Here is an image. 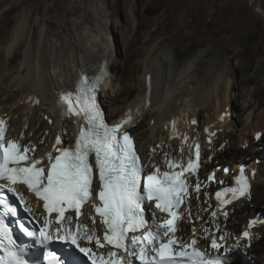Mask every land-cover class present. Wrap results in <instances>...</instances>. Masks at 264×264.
Masks as SVG:
<instances>
[{
    "label": "bare ground",
    "instance_id": "bare-ground-1",
    "mask_svg": "<svg viewBox=\"0 0 264 264\" xmlns=\"http://www.w3.org/2000/svg\"><path fill=\"white\" fill-rule=\"evenodd\" d=\"M121 1L115 0L112 4L116 12L120 10ZM3 6L4 4L0 5L2 37L10 25L7 11L11 10V7L3 10ZM152 6L145 7L148 13H153ZM65 11L68 14V28L49 16L46 19V35L59 36L63 27L65 30L69 29L72 38L70 47L66 41L61 44L49 42L47 38L42 41L44 22L40 25L38 20L32 27H24L23 23L19 29L14 28L8 39L0 42L4 55V59L0 55V120L5 122L6 137L17 139L24 146H35L36 156L51 152L58 135L62 138L63 146L68 143L74 145L80 122L62 114L58 104L59 97L62 93L75 91L79 69L92 77L105 64V80L100 88L99 101L105 109L109 108L107 114L110 123L120 121L127 113H131L132 121L127 130L135 139L147 171L153 170V165L158 167L164 161L165 154L177 162L183 158V162L187 163L189 159H196L197 146L199 148L201 171L198 169L193 177L189 176L193 187L187 196L189 204L183 209L184 217L180 221L177 239H188L195 229L199 244L204 247L208 243V239L204 240L206 233L212 234L215 227L219 228L220 233L226 227L228 232L224 233V238L218 240V243L222 245L219 250L227 249L230 253L233 259L230 264H238L235 261L240 260V251L244 249L253 264H264V210L262 219H250V213L264 204V156L257 164L254 162L257 157L251 154L255 150L258 152L256 144L262 145L261 151L264 150V87L256 86L254 90L241 88L237 93H230L231 104L234 106V99L241 96L244 99L242 111H248L244 118L248 126L239 130L237 137L235 126L232 127L230 120L226 123L224 116L228 105V79L224 77L225 80L219 84L215 72L207 68L209 65H204L207 61L204 64L201 62L212 52L210 48L206 51L198 48L208 41L210 33L201 31V37L193 30L184 33L188 25L184 21L178 24L171 37L158 35L148 39L145 52L136 59L137 62L130 60L132 56L129 57L128 54L125 61H120L116 58L120 54V42L128 49L134 47L149 23H145L143 18L133 20L134 36L128 34L127 23L119 25V21H115L116 25L122 27L121 39L113 36L112 41L110 34L113 30L108 25L110 14L104 6L89 8L77 1L69 3ZM111 14L117 18L115 13ZM158 23L155 20L153 25ZM157 30L156 26L152 33ZM166 42L171 43L177 58L187 50H190L193 61L198 55V60L189 64L188 72L182 76L177 74L169 84H166L169 79L166 78L165 81L161 72V66L169 59L164 55L161 59L158 58ZM250 57L251 53L248 60ZM181 62L182 60L179 61ZM134 63L139 64L137 69H134ZM119 67L121 72L118 73ZM251 77L248 76V79ZM248 79L243 78L242 83ZM232 87H239L236 78ZM159 91H162L160 100L157 99ZM254 99L257 103H254ZM254 104L263 108L252 117ZM213 105L216 110H213ZM172 121H176L174 129ZM150 123L151 126H148ZM249 127L252 131L251 138L249 134L242 135ZM257 133L260 134V139H257ZM225 164H231L227 172L225 169L222 172H226L228 178L215 170L216 165L224 167ZM241 168L244 169L249 192L230 205L222 206L215 197L218 188L216 181L220 184L229 182V187H236L235 177L240 174ZM209 176H214V179L209 180ZM197 183L204 186L202 192H194ZM18 190L23 194L27 206L33 207L36 215L41 217V201L29 193L25 186H18ZM201 194L204 195V202L200 199ZM84 211L86 213L81 220L91 227L92 221L88 217L94 213L90 204L86 205ZM213 212L217 213L215 217L212 216ZM188 218L192 219V223L187 221ZM96 220L97 234L102 238L103 227L99 225L98 217ZM249 224L252 225L250 228ZM201 228L207 229V232L200 231ZM245 231L250 233L249 238H242L241 234Z\"/></svg>",
    "mask_w": 264,
    "mask_h": 264
},
{
    "label": "snow or ice",
    "instance_id": "snow-or-ice-1",
    "mask_svg": "<svg viewBox=\"0 0 264 264\" xmlns=\"http://www.w3.org/2000/svg\"><path fill=\"white\" fill-rule=\"evenodd\" d=\"M103 72L101 67L92 77L81 74L75 91L59 97L62 114L80 122L72 147L63 146L58 135L53 150L38 157L35 146L7 138L5 122L0 120V264H26L3 218L15 212L6 202L5 193L16 196L31 211L18 186H25L42 202L44 217L38 231L23 225L21 230L49 249L44 253V264H225V256L219 254L222 245L215 237H204L211 240L215 254L199 247L195 229L189 241L176 237V221L189 188L185 173L195 174L200 166L198 146L196 159L185 164L183 158L177 162L165 154L164 170L153 165V170L145 173L130 135L122 131L131 123V113L112 126L106 121L98 97ZM171 124L174 129L176 121ZM96 175L98 191L94 186ZM208 179L213 180L214 176ZM235 183L236 187L216 193L222 206L249 192L243 168ZM199 190L197 183L196 191ZM86 204L94 213L88 217L91 227L80 219ZM153 206L166 215L149 214L148 208ZM70 212L75 213V223ZM216 215L212 213L213 217ZM97 216L103 227L102 238L97 234ZM241 236L249 238L250 233L245 231ZM55 242L63 245L62 254L51 249Z\"/></svg>",
    "mask_w": 264,
    "mask_h": 264
},
{
    "label": "rangeland",
    "instance_id": "rangeland-1",
    "mask_svg": "<svg viewBox=\"0 0 264 264\" xmlns=\"http://www.w3.org/2000/svg\"><path fill=\"white\" fill-rule=\"evenodd\" d=\"M77 1H79L83 6L89 8L92 6H104L108 9L110 14L108 17V25L113 30L112 34H110L112 41L113 36H117L121 39L120 30H122V27L116 25L115 23L117 22L115 21H119V25H125L127 23L128 34L134 36L135 33L132 26L133 20L143 18V20L146 21L145 23H149L148 28L139 36L134 44V47L128 49L120 42V46L118 47L120 54L116 55V58H119L120 61H125L124 59H126L127 56H132L130 57V60L137 62L136 59L140 58L141 55L144 54V48L150 38L158 35L160 37H171L173 33H175L178 24L184 21L188 23L183 31L184 33H190L193 30L198 33L199 37H201V31L207 34L210 33L208 41L204 42L198 48H202L203 51H206L208 48L212 49V52L207 57H204L201 62L206 63L207 61V64H203L205 66L209 65L207 68L209 67L215 72L219 84L225 80L224 77L228 79V105L226 115H224L226 117L225 122L228 123L229 120L232 122V127L235 126L234 128L236 130L237 137L239 135V130L248 126L247 122L244 120L245 114H247L248 111L244 113L242 111L244 101L243 97L240 96V98L234 99L236 103L233 106L231 104L230 93H237L241 91V88L254 90L256 89V86L264 87V0H122L120 10L118 12H116V8L112 6V4L115 3V0H0V5L4 4L2 7L4 8L3 10L11 7V10L7 11L10 25L3 37L0 34V42L4 39H8L14 28L19 29L20 26H23V23H25L24 27H32L33 23L38 20V22H41L40 25L44 22L41 31L42 41H46V38L49 42L58 44L66 41L67 46L70 47L72 38L69 29L65 30V28L61 26L63 28L61 30L62 33L60 32L59 36H54L53 34L47 36L46 19L49 18V16H53L55 20H58V23L62 22V25L64 24L68 28V14L65 11V7L69 3ZM146 6H152L153 13H148L145 8ZM112 12L115 13L117 18H114L113 14H111ZM150 17L155 18L150 19ZM155 20L159 21L157 25H153ZM2 24L3 22L0 21V28ZM156 26L158 30L153 34V29ZM190 53V50H187L183 52L179 58H177V54L173 52L171 48V43H164L161 55H159L158 58L161 59V56L164 55L169 59L167 62L168 64L164 63L161 66V72L165 81L166 78L169 79L166 84H169L172 80L174 81L179 74V76H182L184 73H187L189 64L192 62L195 63L198 60V55H196V58H194L193 61V58L190 57ZM250 53L251 57L248 60ZM126 54L128 55L126 56ZM0 55H2L4 59L1 43ZM181 60L182 62L179 63ZM137 66L139 67L138 63L133 64L134 69H137ZM118 69V73L119 71L121 72V68L119 67ZM135 73L136 71L134 70V76L136 75ZM126 74H129V72ZM230 74L232 77H230ZM248 76H252L250 80L248 79ZM235 78L236 84L239 85L238 89L237 87H232V83ZM243 78H247L248 80L242 83ZM161 97L162 91H159L157 99L160 100ZM254 103H257L256 99H254ZM212 107L213 110H216V106L215 108L214 105ZM263 107H258L257 104H254L251 116L253 117L255 114H259ZM108 111L109 108L106 107V116L109 120L107 114L109 113ZM201 119L202 118H200V120ZM148 126H151V123ZM229 129H231V127ZM247 129V131L244 130L242 132V135L247 136L249 134L248 136L251 138V128L249 127ZM255 146H258L259 148L256 147V149L259 150L258 152L255 150L251 154L257 157L254 162L258 164L264 156V150L261 151L262 145L260 146L259 144H256ZM229 167H231V164H225L224 167L222 165H216L215 170L221 173L222 176L228 178L229 175L226 172H222L223 169H229ZM257 185H259V183H257ZM203 196V194L200 195L202 202L205 200L203 199ZM256 209L258 211L264 210V204L263 207H257ZM187 221L190 223L191 219L188 218ZM200 231L203 232L204 229L201 228Z\"/></svg>",
    "mask_w": 264,
    "mask_h": 264
},
{
    "label": "water",
    "instance_id": "water-1",
    "mask_svg": "<svg viewBox=\"0 0 264 264\" xmlns=\"http://www.w3.org/2000/svg\"><path fill=\"white\" fill-rule=\"evenodd\" d=\"M263 212V211H262Z\"/></svg>",
    "mask_w": 264,
    "mask_h": 264
}]
</instances>
